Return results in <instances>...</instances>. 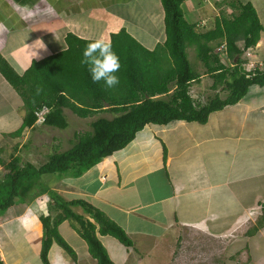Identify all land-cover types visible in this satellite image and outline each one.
Masks as SVG:
<instances>
[{
    "label": "crops",
    "instance_id": "0c3cea01",
    "mask_svg": "<svg viewBox=\"0 0 264 264\" xmlns=\"http://www.w3.org/2000/svg\"><path fill=\"white\" fill-rule=\"evenodd\" d=\"M239 1L250 2L257 10L253 0ZM50 7L54 12L46 11ZM137 11L141 16L144 13L140 30L131 19ZM210 14L213 15L211 8H207L198 15L212 18ZM145 22L156 26L153 36L151 32L145 35L154 41L152 45L138 38L139 33L143 35ZM131 26L137 29L130 30ZM122 30L149 50L163 44L164 12L160 0H0V56L19 76L32 62L66 50L68 35L89 42L99 38L110 42L111 36ZM262 36L264 32L254 47L257 56V50L264 44ZM38 39L43 41L44 49H37L39 45L32 47ZM35 51L37 58L33 55ZM194 84L201 87L195 92L197 95L206 92L201 82ZM249 91L245 100H240L244 101L240 106L236 104L221 111V119L223 115L226 117L217 127L208 121L204 125L176 121L166 126H146L127 147L103 159L82 176L72 177L79 185L64 179L48 181L52 189L57 184L61 189L58 194L64 199H84L124 229L132 241L128 249L110 236H99L113 264H127L129 258L133 259L132 251L148 254L154 247H164V243L178 239L188 230L226 241L228 236H233L229 243L239 242L241 246L228 255V261L239 264L235 260L244 253L246 260L241 264H264V224L259 226L264 205V88ZM24 115L22 98L0 73V157L6 162L16 148L17 151L22 148L17 144L21 136L45 126L25 127L20 136H13L21 128ZM139 138L144 146L138 144ZM150 149L161 150L159 162H147ZM139 152L144 156L142 160L135 159ZM14 155L23 160L20 152ZM1 172H4L2 166L0 177ZM47 209L48 199L44 195L16 202L5 212V217L0 216V228L5 237L12 231L10 224L25 239L37 235L34 247L40 248L39 218ZM78 209L74 211L81 214ZM58 232L75 251L77 260L66 259L60 248L61 253L54 252L50 260L52 247L57 246L53 244L48 253L49 264H95L75 225L65 221L58 226ZM0 259L3 264H13L3 248L2 234Z\"/></svg>",
    "mask_w": 264,
    "mask_h": 264
},
{
    "label": "trees",
    "instance_id": "16d2710c",
    "mask_svg": "<svg viewBox=\"0 0 264 264\" xmlns=\"http://www.w3.org/2000/svg\"><path fill=\"white\" fill-rule=\"evenodd\" d=\"M185 1L160 0L165 41L152 50L125 30L111 36L112 49L121 62L117 73L120 83L113 88L103 81L93 83L87 66L81 65L89 41L71 35L66 37V50L32 62L21 76L0 56V73L20 95L25 109L22 126L13 136H20L25 127L32 126L34 112L43 106L49 108L44 125L60 130L68 126L64 109L80 118L111 116H98L90 124V131L75 133L68 150L55 149L43 164L25 162L14 154L8 162L0 157L4 170L0 177V216L27 197L47 196L48 209L39 218L43 264H49L48 253L53 244L70 260H77L75 251L58 232V226L65 221L75 225L95 264H113L99 236H110L127 249L132 247L119 224L84 199H64L52 189L49 179L82 176L127 147L146 126H166L176 121L204 125L211 114L242 100L250 88H264V69L247 77L241 58L246 50L255 47L264 32L253 5L220 0L215 3L216 8H221L218 16L211 9L212 18L207 17L209 24L213 22L212 27L199 31L194 22L185 19L182 9ZM189 47L194 49L203 73L196 63L192 66L189 62L186 53ZM203 76L211 80L207 88L213 91L205 102L191 94L193 83L201 82ZM165 156L163 150L164 160ZM74 208H80L82 213ZM262 224L264 205L259 226Z\"/></svg>",
    "mask_w": 264,
    "mask_h": 264
},
{
    "label": "rangeland",
    "instance_id": "374dc122",
    "mask_svg": "<svg viewBox=\"0 0 264 264\" xmlns=\"http://www.w3.org/2000/svg\"><path fill=\"white\" fill-rule=\"evenodd\" d=\"M253 1L255 2V5L257 7L256 11H257L259 20L264 28V0H253ZM136 5H137V10H140V7H138L140 6V4L137 3ZM141 5H142V2H141ZM191 8H194L195 11L193 12L189 11V10H192ZM207 8L210 9L209 6L204 5L199 0H186L182 4V9L184 11L185 19H187L189 22H192L194 19L199 21V19L206 18L205 15L201 17L199 15H200V10L207 9ZM140 14H141L140 11H137L136 14L131 16V19L133 20L134 25L138 27L139 30H140V23L142 22L141 17L144 16V13L142 16ZM145 19L146 17L144 18V20ZM135 26L134 27L131 26L130 30L134 29ZM143 27H145L143 30V35H140L141 33H139L138 38L141 41H144L147 45H152L154 41L148 38L149 36L146 37L145 35H146V32H149V33L151 32V36H153L156 30V26L153 27V24H149L148 22H145ZM133 33H134V30L131 32V34ZM141 36H144V37H141ZM262 37L264 38V36ZM157 45L158 44H156L155 46ZM240 45H242V43H240ZM186 53H187V57L191 65L195 66V63H196L198 65L199 72L203 73V68H201L200 66L201 64L199 63V61H196L194 49L189 47L186 49ZM257 53L261 59L262 58L264 59V44L261 45L259 50H257ZM256 59L260 60L259 58H256ZM201 83H202V88L203 87L207 88L211 84V80L207 76H205L203 80L201 81ZM198 88H201V87H198L197 84H194L191 87L192 95L196 98L200 96L199 98L203 102L207 100L206 97L208 95L213 94V91H210L207 88L205 93H201L197 95V93L195 92L200 91ZM250 89L253 90L254 88H250ZM252 90H250L249 93H252L251 92ZM221 95L224 96V94H221ZM243 102L244 101L242 102L239 101L236 104H239L238 106H240ZM232 106H227L223 110L230 108ZM240 108L241 107H239L238 109ZM221 111H218V112H221ZM65 114H66L65 116L66 120L68 122V126L66 129L60 130L57 128L42 126V127H39V129L30 131L28 135H23V137L21 136V138H19L18 140L17 144L19 146L21 145L22 148H19L18 151L16 148V152L9 149L10 151H13L11 155L14 153L17 154V152H20V154L23 157V161L25 162L30 161L36 165L43 164L46 161V158H47L46 156L54 152L55 149L60 152H64L68 150L72 145L71 141L74 140V134L77 132L80 133V132L90 131L91 130L90 124L97 118V117H90L87 119H81V118H78L74 113H72L68 109L65 110ZM222 114H223L222 112L217 113L215 115L211 114L208 122L211 123L212 125L215 124L216 126L217 123H221L222 121L225 120V117H226L225 115H223V118L221 119ZM101 116L106 117V118H111L109 114H102ZM147 135L148 133L143 136L146 137ZM138 144H141L142 146H144V142L140 138H139ZM138 144L136 143L135 146H137ZM138 147L142 149L140 145H138ZM139 154L140 155L135 158L136 160H142L144 158V156H142L143 155L142 153L139 152ZM160 154H161V150L155 152L153 149H150L149 156H147V162L149 164H154L156 162H159L160 157H161ZM71 179L72 177L64 178V180H67V182H71L75 185L80 184L79 181H72ZM52 186H53V189L57 193H61L60 191L61 189L57 187V184L52 185ZM29 198L30 197H27L25 201H28ZM78 211L82 213V210L80 208L78 209ZM3 216L5 217L6 214L4 213ZM10 226L12 228V231L7 237H5V235L3 234L4 233L3 228H0V232H1L0 234H2V245H3V248H5L6 250V254L8 256L9 262L13 264H22V263L43 264L40 259V249L41 248L34 247V243H35L34 238L37 239L38 236L35 235V237L33 236V238L27 237V239H25L24 237H21L23 236L22 234L20 236L18 229L16 230L17 227L14 226V224H10ZM232 237L233 236H228L226 238L227 239L226 241L223 238H217L215 236L201 234L197 231L188 230L186 231V233H183V235H180L178 239L169 241L167 244L164 243V245H162L164 247H161V246L154 247L151 250V252L148 254L147 253L142 254V252L138 253V250L132 251L131 256H133V259L132 257H131V260L129 258V262L127 264H235L234 261H228L229 260L228 255H232V253L235 250L239 249V247L241 246V243L236 242L232 244L233 243L232 242L231 243L232 245H231L229 243V239H233ZM27 240L30 241L28 242V244L25 243V241ZM54 252L61 253V250L59 249L58 246H53L50 252V260H52V256L55 255ZM17 255H19V258L17 257ZM66 259H68V257ZM244 260H246V255L244 253H240L237 256L235 261L241 264L245 262ZM249 264H252V262H250Z\"/></svg>",
    "mask_w": 264,
    "mask_h": 264
},
{
    "label": "clouds",
    "instance_id": "9594fccd",
    "mask_svg": "<svg viewBox=\"0 0 264 264\" xmlns=\"http://www.w3.org/2000/svg\"><path fill=\"white\" fill-rule=\"evenodd\" d=\"M46 11L54 12V8L50 7L46 9ZM36 45H39V48L37 49L45 48L43 41L40 39L36 40L32 47ZM252 50L256 55L255 50L254 49ZM216 51H218V49ZM33 55L35 58H37L36 51L33 53ZM81 65L87 66V69L91 75V79L93 83H99L103 81L108 88L116 87L120 83V78L117 75V73L121 69L120 58L113 51L111 43L105 42L103 38L96 39L92 42H89L86 45L83 51ZM246 74L247 77H250L249 72H247ZM34 116H35V112H34ZM44 124L45 122L42 124H36V117H35V121L32 126H40Z\"/></svg>",
    "mask_w": 264,
    "mask_h": 264
},
{
    "label": "built area",
    "instance_id": "2783aa9c",
    "mask_svg": "<svg viewBox=\"0 0 264 264\" xmlns=\"http://www.w3.org/2000/svg\"><path fill=\"white\" fill-rule=\"evenodd\" d=\"M206 6H209L214 12L215 15L218 16L219 11L221 8H216L215 3L219 2L220 0H199ZM194 24L196 25V29L199 31H207L210 29L209 19L202 18L199 21L195 20ZM221 48L218 49L220 51ZM243 60V65L246 68V71L250 73L249 76H252L256 71H261L264 69V62L257 60L256 55L252 49L246 50L243 55L241 56ZM49 113V109L47 107H42L39 110L35 111L36 117V124H42L46 120V116Z\"/></svg>",
    "mask_w": 264,
    "mask_h": 264
}]
</instances>
